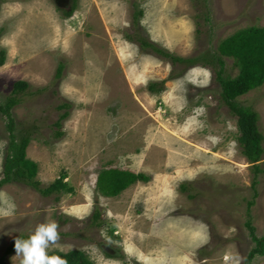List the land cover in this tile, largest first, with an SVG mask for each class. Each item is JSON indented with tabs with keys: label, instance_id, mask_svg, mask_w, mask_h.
I'll return each mask as SVG.
<instances>
[{
	"label": "rangeland",
	"instance_id": "374dc122",
	"mask_svg": "<svg viewBox=\"0 0 264 264\" xmlns=\"http://www.w3.org/2000/svg\"><path fill=\"white\" fill-rule=\"evenodd\" d=\"M250 25H264V0H0V101L15 81L29 83L12 109L15 132L31 135L26 151L43 185L66 171L75 189L44 196L22 182L0 187V258L47 219L61 226L53 250L81 249L96 264H243L255 245L248 219L264 235V173L249 208L252 163L215 67L174 64L153 45L197 56ZM162 80V92L148 89ZM239 101L258 112L264 134V84ZM9 145L0 112V177ZM109 167L151 178L105 196L97 179Z\"/></svg>",
	"mask_w": 264,
	"mask_h": 264
},
{
	"label": "trees",
	"instance_id": "16d2710c",
	"mask_svg": "<svg viewBox=\"0 0 264 264\" xmlns=\"http://www.w3.org/2000/svg\"><path fill=\"white\" fill-rule=\"evenodd\" d=\"M74 9L75 5L67 14L72 15ZM142 12L141 10L140 13ZM142 43L143 46H152L151 43L145 40H142ZM153 47L160 54L170 58L174 64L187 63L193 65L202 62L204 66L213 65L215 67L216 78L221 88V98L229 107L231 113L237 117L239 129L237 139L241 146V151L252 163L254 197L248 202L250 208L255 204V198L258 195V177L264 173V165L260 163L264 157V134L258 125V112L252 106L244 105L239 101V98L264 84V25H250L238 29L220 40L217 49L210 48L197 56L181 57L176 54L167 53L163 49L156 48L154 45ZM224 57L233 59L234 66L237 69L236 74L226 72ZM5 61L6 52L1 50L0 66L4 65ZM61 70L62 67L58 69L59 76L61 75ZM28 88L29 83L27 81L17 80L13 83L12 94L4 102L0 101V112L5 115L7 129L10 132V145L5 158L3 176L0 177V187L11 182H22L44 196L54 193H73L75 189L66 180L68 177L66 171H63L52 183L43 185L42 181L37 178L39 171L38 163L29 158L26 151L31 141V135L28 132L17 135L15 132L12 109L22 101L21 95L26 94ZM148 89L153 93H160L164 90V81L151 82L148 85ZM67 107H69L67 103L59 105V109ZM68 116V111H65L60 115L55 124L60 127L62 121ZM57 134L61 135V131H58ZM150 178L149 175L136 173L130 169L109 167L103 169L98 175L97 187L103 195L111 197L120 194L138 180L149 181ZM94 223L98 226L103 224L101 212H95ZM246 224L250 229V234L255 245L247 254L243 264H254L257 257L264 255V235L258 236L256 234V228L252 225L251 219H248ZM111 235L114 236L113 234ZM28 236L22 234L16 237L7 248L5 256L15 251V240L17 238L26 239ZM49 254H57L66 258L68 264H96L81 249H72L67 252L57 249L52 250ZM108 254L112 255L109 252ZM5 256L0 258V264H6Z\"/></svg>",
	"mask_w": 264,
	"mask_h": 264
},
{
	"label": "clouds",
	"instance_id": "9594fccd",
	"mask_svg": "<svg viewBox=\"0 0 264 264\" xmlns=\"http://www.w3.org/2000/svg\"><path fill=\"white\" fill-rule=\"evenodd\" d=\"M60 227L55 220L46 219L26 239L17 238L15 251L18 256L23 257L22 264H68L66 258L49 254L61 239Z\"/></svg>",
	"mask_w": 264,
	"mask_h": 264
}]
</instances>
